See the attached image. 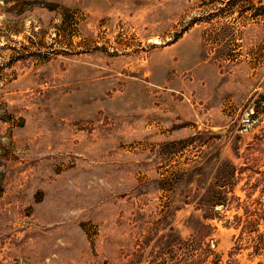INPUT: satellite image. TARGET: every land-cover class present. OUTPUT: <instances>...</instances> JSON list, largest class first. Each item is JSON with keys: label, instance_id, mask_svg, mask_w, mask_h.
Returning <instances> with one entry per match:
<instances>
[{"label": "rangeland", "instance_id": "374dc122", "mask_svg": "<svg viewBox=\"0 0 264 264\" xmlns=\"http://www.w3.org/2000/svg\"><path fill=\"white\" fill-rule=\"evenodd\" d=\"M263 171L264 0H0V264L226 263Z\"/></svg>", "mask_w": 264, "mask_h": 264}, {"label": "trees", "instance_id": "16d2710c", "mask_svg": "<svg viewBox=\"0 0 264 264\" xmlns=\"http://www.w3.org/2000/svg\"><path fill=\"white\" fill-rule=\"evenodd\" d=\"M262 173L264 175V171ZM228 201L229 198L226 195L223 199H218V201L210 200L209 202H212V207L218 205L226 207ZM257 201L258 199H253L252 195L250 197V202L246 206L247 209L245 210V216H236V219L239 222L238 228L236 229L240 230V235L236 237L235 246L232 248L231 255L226 263L220 259L218 254L211 250V246L206 241L207 238L203 233H199L195 237L186 241V248L188 250L194 249L195 251H199L200 259L203 264H235L233 260L234 253L240 254L243 250H248L252 256L262 257L264 259V230L260 229V226L264 225V209L261 210V215L256 219H253V216L259 215L260 213L251 209L252 204L254 205ZM213 212L214 213L211 214V217L209 218L211 220L215 219L213 216L218 213V211H215L214 209ZM203 228L211 229L212 227L204 225ZM257 264L264 263L263 261H259Z\"/></svg>", "mask_w": 264, "mask_h": 264}]
</instances>
